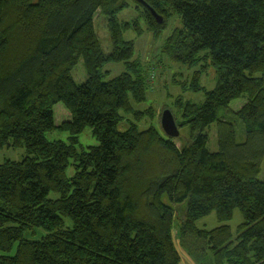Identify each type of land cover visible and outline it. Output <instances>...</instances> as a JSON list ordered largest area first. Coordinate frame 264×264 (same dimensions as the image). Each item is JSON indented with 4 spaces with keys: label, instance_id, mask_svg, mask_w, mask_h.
<instances>
[{
    "label": "trees",
    "instance_id": "trees-1",
    "mask_svg": "<svg viewBox=\"0 0 264 264\" xmlns=\"http://www.w3.org/2000/svg\"><path fill=\"white\" fill-rule=\"evenodd\" d=\"M130 1L0 0V148L27 151L0 164V264H181L178 245L202 264H264V0L136 1L155 35L170 9L180 16L164 45L173 61L194 66L204 52L216 69L204 102H177L178 125L190 129L186 143L132 120L120 129L130 113L152 117L131 101L147 99L151 77L132 60L134 42L123 37L129 26L116 17ZM99 12L109 52L96 30ZM81 59L87 79L78 83ZM107 61H123L127 71L104 80ZM200 78L195 72V91L203 89ZM241 97L246 103L232 109ZM230 117L244 123V142ZM88 126L99 144L79 150ZM57 130L70 142L47 138ZM237 208L245 221L236 236L226 224L196 226L212 211L229 220Z\"/></svg>",
    "mask_w": 264,
    "mask_h": 264
},
{
    "label": "rangeland",
    "instance_id": "rangeland-1",
    "mask_svg": "<svg viewBox=\"0 0 264 264\" xmlns=\"http://www.w3.org/2000/svg\"><path fill=\"white\" fill-rule=\"evenodd\" d=\"M116 17L121 25L124 26L126 24L129 26L128 29L125 28L123 31V37L125 40L134 42L132 60L138 61L140 65L147 70V74L150 71L149 76L151 77V87H149L146 92L147 99L142 102H136L132 97L131 101L135 110L146 111L150 109L152 117L146 116L144 120L137 121L134 113H130L124 118V121L120 125V129L125 130L129 124L128 122L132 120L138 124L140 129L154 125L155 127H159L162 131L160 121L161 114L168 108L173 111L179 124L183 119L177 107L178 100L181 99L183 102L191 101L195 103L204 102V89L211 90L216 86V69L212 66V63L204 52L201 53L198 64L189 66L173 61L170 55L164 51V45L168 37L182 25L180 16L173 9H170V16L166 21V26L158 35L150 31L144 7L136 1L131 0L125 9L117 13ZM95 26L105 51H111L112 48L107 18L101 12H99L95 18ZM124 71H127V66L123 61H107L102 69V77L104 80H109ZM197 71H201L200 83L203 87V89L199 91H195L191 87L194 74ZM73 76L78 83L86 81L87 73L82 59L73 69ZM246 99V97H241L234 100L231 103V108L238 110L246 103ZM123 112L124 111H121V113ZM230 120L235 122L237 141L240 143L244 142L247 138L244 123L239 118L230 117ZM208 132V148L215 151L218 147L216 122L208 128ZM189 135L190 129L187 125L180 127V137L183 139V143L187 142ZM46 136L49 140L70 142V133L67 131H52L48 132ZM98 144L99 140L95 136L92 127L88 126L78 135L76 146L79 150H88L90 146H97ZM26 155L27 151L25 147L5 146L0 148V164L4 163L6 160H21ZM66 172L68 177H72L75 174V167L71 164ZM260 177L263 178L264 173L261 174ZM50 196L52 198H58L59 194L52 192ZM176 208L178 211L173 225L175 239L178 245L179 243L176 235L181 230L180 227L184 213L179 205L176 206ZM244 221L245 217L242 210L237 208L234 210L233 217L229 220H220L217 216V212L212 211L210 214L198 219L196 221V226L210 230L226 224L231 227L233 235L236 236L239 225ZM38 235L39 234L27 233L29 237H38ZM178 248L181 253V264H202L201 262H204L201 260V257H196L187 249L181 248L179 245ZM14 251L15 248L11 251V254L14 253ZM223 264L228 263L225 262Z\"/></svg>",
    "mask_w": 264,
    "mask_h": 264
},
{
    "label": "water",
    "instance_id": "water-1",
    "mask_svg": "<svg viewBox=\"0 0 264 264\" xmlns=\"http://www.w3.org/2000/svg\"><path fill=\"white\" fill-rule=\"evenodd\" d=\"M140 3H144L143 0H135ZM152 13L156 17L158 23H163L164 18L162 15L158 14L156 11L151 9ZM161 128L162 131L167 135L168 137H180V127L178 125L177 119L171 109H166L161 114Z\"/></svg>",
    "mask_w": 264,
    "mask_h": 264
}]
</instances>
